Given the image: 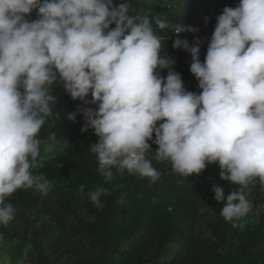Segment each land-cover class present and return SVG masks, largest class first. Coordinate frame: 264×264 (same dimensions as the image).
Returning <instances> with one entry per match:
<instances>
[{"label": "clouds", "instance_id": "1", "mask_svg": "<svg viewBox=\"0 0 264 264\" xmlns=\"http://www.w3.org/2000/svg\"><path fill=\"white\" fill-rule=\"evenodd\" d=\"M235 1L218 14L203 62L200 38L190 46L180 36L197 29L172 26V47L191 55L197 94L160 55L156 33L169 27L166 19L129 15L128 0H0V225L14 220L6 199L18 189L47 196L53 187L33 169L37 135L57 101L48 86L57 81L73 100L97 105L82 109L81 131L98 137L90 150L102 176L115 169L155 182L152 153L181 177L216 163L220 178L238 185L227 195L213 185L220 215L233 227L247 217L258 223L264 205L254 204L250 185L256 178L264 185V0ZM33 10L37 18L27 19ZM66 118L75 121L76 112ZM107 193L98 185L88 195L99 204Z\"/></svg>", "mask_w": 264, "mask_h": 264}, {"label": "trees", "instance_id": "2", "mask_svg": "<svg viewBox=\"0 0 264 264\" xmlns=\"http://www.w3.org/2000/svg\"><path fill=\"white\" fill-rule=\"evenodd\" d=\"M138 1L128 0L129 15L147 16L154 24L157 18L166 19L169 27L156 33L162 38L160 55L174 61L171 67L180 73L186 90L199 94L198 81L190 72V53L172 47V26H199L202 14H221L235 0H153L154 7L147 14L141 11L146 6L141 9ZM120 2L113 0L114 5ZM36 18L35 10L27 17ZM215 24L213 19L197 33L180 34L190 46L200 38L201 62ZM157 71L166 76L168 69ZM48 87L57 101L37 135L47 151L39 154V166L33 172L42 173L53 187L47 196L18 189L6 199L17 211L7 226L0 225V255L5 252L29 264H264V209L258 223L247 217L243 228L225 221L220 215L223 202L214 200L212 187H222L227 195L238 185L220 178L218 164L207 165L199 175L181 177L172 171L170 162L157 161L152 153L146 158L160 172L155 182L115 169L107 179L98 171L97 158L90 150L98 137L92 128L81 131L85 124L82 109L97 105L73 100L61 81ZM86 99L90 101L91 95ZM68 112H76L75 121L66 118ZM53 134L55 139H49ZM148 143L154 152L158 146ZM98 185L108 193L96 204L88 194ZM250 187L254 204L264 205L259 178ZM168 251L171 256L162 259Z\"/></svg>", "mask_w": 264, "mask_h": 264}, {"label": "rangeland", "instance_id": "3", "mask_svg": "<svg viewBox=\"0 0 264 264\" xmlns=\"http://www.w3.org/2000/svg\"><path fill=\"white\" fill-rule=\"evenodd\" d=\"M138 2H139V7L141 9L143 7V4L146 6L145 10L140 9L143 12V14H147L154 7L153 0H139ZM203 9H204L203 7H200L199 12H202ZM184 88L186 89V86H184ZM46 151L47 150H45V147L43 145H40V153L43 152L45 153ZM4 246L5 244H3V247ZM170 256H171V252L168 251L162 256V259L169 258ZM0 264H29V263H27L26 260H24V258H14L12 257V255L2 252V254L0 255Z\"/></svg>", "mask_w": 264, "mask_h": 264}, {"label": "built area", "instance_id": "4", "mask_svg": "<svg viewBox=\"0 0 264 264\" xmlns=\"http://www.w3.org/2000/svg\"><path fill=\"white\" fill-rule=\"evenodd\" d=\"M239 4V1H235L232 3V7H236L237 5ZM219 15L218 14H214V13H211V12H206L204 14H202L201 16V25L199 26H195L191 23H187L185 26H192V27H195L197 29L196 33L198 31H200V29L202 28H206L207 25L210 23V21L212 19H216Z\"/></svg>", "mask_w": 264, "mask_h": 264}]
</instances>
